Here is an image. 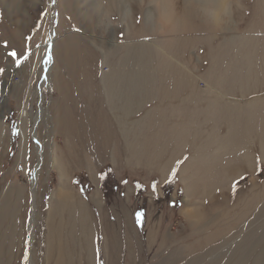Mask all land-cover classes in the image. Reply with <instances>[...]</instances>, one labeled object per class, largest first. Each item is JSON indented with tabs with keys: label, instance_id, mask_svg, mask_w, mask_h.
Wrapping results in <instances>:
<instances>
[{
	"label": "rangeland",
	"instance_id": "374dc122",
	"mask_svg": "<svg viewBox=\"0 0 264 264\" xmlns=\"http://www.w3.org/2000/svg\"><path fill=\"white\" fill-rule=\"evenodd\" d=\"M229 1L215 21L175 0L156 31L151 0H0V264H58L61 243L65 264H264V0ZM147 101L153 127L115 119ZM133 143L164 154L144 169Z\"/></svg>",
	"mask_w": 264,
	"mask_h": 264
},
{
	"label": "bare ground",
	"instance_id": "6f19581e",
	"mask_svg": "<svg viewBox=\"0 0 264 264\" xmlns=\"http://www.w3.org/2000/svg\"><path fill=\"white\" fill-rule=\"evenodd\" d=\"M186 1V3H189V4H195V5H197V14L195 15V16H197V17H201V16H203V15H205V17H208V19H213V20H215V21H220V20H222V19H224V18H230V17H232L233 15L231 14L232 13V11H231V6H230V1L229 0H185ZM237 3H239V0H235ZM174 2H175V0H151V2H150V7H151V9L152 8H154V11H153V14H152V16H151V19L154 17V18H156V19H158V22H157V25H158V27L157 28H159V29H156V31H161V29L163 28V22L164 21H166L169 17H173V19L175 18V9L177 8V7H175V4H174ZM238 5V4H237ZM168 9V10H167ZM189 10H190V6L189 5H187L186 7H185V9H184V14L183 15H185L186 13H188L189 12ZM232 10H233V6H232ZM174 14V15H173ZM232 15V16H231ZM176 16H177V14H176ZM227 16H229V17H227ZM180 18H182V17H180ZM179 22L181 23V21L179 20ZM182 24H183V22H182ZM192 25H194V24H192L191 23V26ZM221 25H223L224 26V23H221ZM174 30V29H173ZM54 37V36H53ZM54 41H55V38H52L49 42H48V44H47V47H49V52H51V49H52V47H53V45H54ZM156 46L157 47H159V49L161 50H166V49H169V48H176L177 50H179V49H181L182 47H183V44H181V43H179V41H174V40H171V41H169V42H167V43H164L163 45H161V44H159V43H157L156 44ZM166 49H165V48ZM216 52V51H215ZM166 53H169V52H167L166 51ZM171 56V55H170ZM49 59V61H50V63H51V53H49V57H48ZM133 59V58H132ZM136 65V64H135ZM134 65V66H135ZM141 65V64H140ZM181 66H183V65H181ZM186 68V67H185ZM123 69V68H122ZM141 69V68H140ZM49 73H50V70H48V75H49ZM121 74V73H120ZM171 76V77H173L174 78V82H175V86L178 88V89H185L186 87H188V86H190V84H191V82L193 81V79H190V76L188 77L187 75H185V74H177V73H171V74H166V76ZM116 76H118L117 78H119V75H113V73L112 74H108V75H106V77L107 78H110V80L112 79V81H113V78H114V80H115V77ZM125 77H128V76H122V77H120L119 79H124ZM110 80H108V79H106V81H109V82H111ZM167 79H163V81H166ZM194 80H195V78H194ZM117 81H119V80H117ZM116 81V82H117ZM192 85V84H191ZM206 85H208L209 87H211L212 89L214 88V86L213 85H209V83H206ZM192 86H195V84H193ZM214 90V89H213ZM255 105H256V103H255ZM117 108V107H116ZM117 110H119V109H116L115 111H117ZM42 111H43V109H42V106H41V112H40V115H38L37 117H36V121H35V125L37 126L38 125V123H39V121H40V116H41V113H42ZM123 112H126V113H128V109H125ZM115 119L116 120H119L117 117H115ZM120 121V120H119ZM37 129L35 128V131H36ZM35 135L37 136V132L35 133ZM40 151H41V153H42V150L41 149H39ZM37 174H38V172H37ZM37 174H35V176H34V179H33V200H32V205H30V207L32 206V208H30V212H31V216L29 217V225H28V227H29V231H30V235H29V243L31 242V240H32V238H33V235H34V227H35V222H36V218H35V212H36V209H37V204H36V202H35V188H36V185H37ZM184 181H186V180H184ZM183 181V182H184ZM187 182V181H186ZM186 188H187V192H188V190H193L194 189V187L193 186H191V187H189V184L187 183V185H186ZM186 190V189H185ZM65 191H66V194L69 192L67 189H65ZM190 191H189V193H190ZM195 191V190H194ZM189 193H187V194H189ZM191 193H193V191L191 192ZM21 195V194H20ZM186 197V196H185ZM5 208V207H4ZM4 208H2V210L4 209ZM57 209V208H56ZM13 210V209H12ZM16 210V209H15ZM23 210V209H22ZM54 210V209H53ZM1 211V210H0ZM7 211V210H6ZM11 211V210H10ZM55 211V210H54ZM17 212V211H16ZM25 211L23 210V213H24ZM22 213V214H23ZM50 213H52V212H50ZM57 213V212H56ZM56 213H54V215L56 214ZM1 214H2V211H1ZM0 214V215H1ZM7 214V213H6ZM9 214H11L10 212H9ZM8 214V215H9ZM5 216V215H4ZM10 216V215H9ZM12 216H14V213H13V215L11 214V216L10 217H12ZM56 217H59V216H56ZM21 218V217H20ZM25 218V217H24ZM5 219H6V217H5ZM7 219H9V218H7ZM11 219H13V218H11ZM16 219V218H15ZM10 220V219H9ZM22 221H24L25 222V219H23ZM16 222V221H15ZM18 222H20V220L18 221ZM9 223V222H8ZM28 223V222H27ZM2 225V224H1ZM12 225H13V222H12ZM20 225V224H19ZM74 226V228H76V227H78V226H80V224L79 223H77V224H75V225H73ZM9 227H10V224H9ZM15 227H16V225L14 226V229H15ZM4 228H5V226H4ZM4 228H3V230H4ZM21 228V227H20ZM20 228H19V230H20ZM13 229V231H12V229H11V227H10V229H7V230H11V232H14L15 230ZM24 229V228H23ZM54 231V233H53V236L51 237V238H49V240H48V243H49V248H48V250L49 251H52V248H53V238H54V235H60L61 233H62V229L60 228V227H58L56 230H53ZM66 231V230H65ZM5 232H6V230H5ZM10 232V231H9ZM10 232V233H11ZM19 232V231H18ZM15 233V232H14ZM21 233V232H20ZM65 234H66V232H64ZM22 234V233H21ZM21 234H19V235H21ZM0 235H2V234H0ZM18 234H16V236H17ZM11 236H14L13 234L11 235ZM6 237V236H5ZM1 239H3V237L1 238ZM14 239V238H13ZM18 239V238H17ZM20 239V238H19ZM6 240V239H5ZM3 241V242H6V241ZM63 241V240H62ZM9 243V242H8ZM18 243V242H17ZM17 243H16V245H17ZM28 243V244H29ZM4 243H2V245L0 246L2 249H3V247L2 246H4L3 245ZM7 244V243H6ZM18 245H19V243H18ZM8 246H9V244H8ZM12 246V245H11ZM14 247V246H13ZM12 247V248H13ZM31 247H32V245L31 244H29V249H31ZM0 248V249H1ZM8 248H10V247H8ZM12 248H11V251H12ZM17 248V247H16ZM18 248H19V246H18ZM1 249V250H2ZM8 251V250H7ZM58 251H59V259H58V264H65V260H64V258H63V251H64V247H63V245H62V243H61V245H59L58 246ZM5 255H7V256H5V257H7L6 259H9L10 260V257H8V254H10V252L7 254V252L5 251ZM15 254H17V253H15ZM30 255V257H29V259H27L26 260V264H29L30 262H31V254H29ZM10 256V255H9ZM12 258V257H11ZM1 259V258H0ZM0 261H2V260H0ZM6 261V260H5ZM6 263V262H5Z\"/></svg>",
	"mask_w": 264,
	"mask_h": 264
},
{
	"label": "crops",
	"instance_id": "0c3cea01",
	"mask_svg": "<svg viewBox=\"0 0 264 264\" xmlns=\"http://www.w3.org/2000/svg\"><path fill=\"white\" fill-rule=\"evenodd\" d=\"M190 86H188V88H189ZM187 87H186V89H188ZM192 89L193 90H195V86H192ZM195 98H196V96H195ZM187 102V103H186ZM145 103V106H144V108L141 110V111H139V110H136V111H129L128 113H124V112H121V111H119V110H117V111H115L114 112V116L115 117H117L121 122H123V121H125L126 123H128V124H130L131 125V123H136V122H141V121H143L144 120V123L143 124H146V123H155V118H156V116L155 115H153V114H155L156 113V108L154 107V104H149V103H154L153 101H147V102H144ZM185 103H186V105L187 106H189L190 105V102L189 101H185ZM192 106L193 107H195V100L193 99V101H192ZM187 110H188V108L187 109H185L184 107H179V112L180 113H183V114H186L187 113ZM131 112V113H130ZM132 113H137V115H136V117L135 118H131V114ZM165 112H164V110L161 112V115H163ZM149 118H150V120H149ZM154 126V124H152V127ZM142 127V125H140V126H138L137 127V129H139V128H141ZM152 127L148 130V132L147 133H151V129H152ZM132 128V127H131ZM143 130V129H142ZM152 135V134H151ZM146 136L147 137H150V136H148L147 134H146ZM136 138H138V136L136 137ZM140 140H142V139H140ZM138 145L140 146V148H138ZM146 145H148V143H146V144H144V145H140L139 143H133L132 144V147L136 150V152H137V154H138V156H139V158H138V160L136 161V162H139V163H142V162H145L147 165L144 167V169H147V167H148V165H149V163L150 164H153L154 162H158V157L159 156H161V155H163L164 154V150L163 149H161L160 150V152H158L156 149L157 148H153L152 150H148V149H143L142 147H146ZM148 152V153H150V154H154V159L152 160V162H149V161H146L145 160V158H143L141 155L142 154H144L145 152ZM168 154H170L171 155V149L169 148L168 149ZM243 155V154H242ZM141 156V157H140ZM180 159V158H179ZM179 159L178 160H176L175 162H177V161H179ZM225 158L224 157H218V160L217 161H219L220 162V166H224V171L222 172V173H220L221 174V178H223V177H225V178H229L230 176H231V172H230V176H228V170L227 169H229L228 167H232V168H234V165L233 164H231V165H229L228 163H223L222 161L224 160ZM239 159H242V158H239ZM253 164V163H252ZM241 165H243L242 163H241ZM235 169H236V171H241L242 172V170H243V166H235ZM172 170V169H171ZM171 170L170 171H168V174L169 173H171ZM232 171V170H231ZM165 175H167L165 172L163 173V176H165ZM162 176V175H161ZM169 176V175H168ZM167 176V177H168ZM165 181V180H164Z\"/></svg>",
	"mask_w": 264,
	"mask_h": 264
},
{
	"label": "trees",
	"instance_id": "16d2710c",
	"mask_svg": "<svg viewBox=\"0 0 264 264\" xmlns=\"http://www.w3.org/2000/svg\"><path fill=\"white\" fill-rule=\"evenodd\" d=\"M175 180H176V175H174L170 180H168V181L164 184L163 187L166 188L167 185L173 183ZM153 183H155V182L153 181ZM135 185H136V187H137V189H136V190H137V193L139 194V193H140V190H141V187H142V184H141L140 181L136 180V181H135ZM150 186H154V185H153V184H150Z\"/></svg>",
	"mask_w": 264,
	"mask_h": 264
}]
</instances>
